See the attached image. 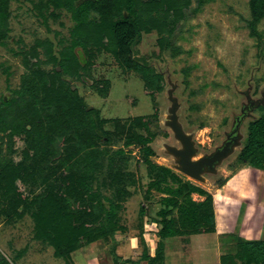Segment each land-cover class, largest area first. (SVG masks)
<instances>
[{
    "label": "rangeland",
    "instance_id": "rangeland-1",
    "mask_svg": "<svg viewBox=\"0 0 264 264\" xmlns=\"http://www.w3.org/2000/svg\"><path fill=\"white\" fill-rule=\"evenodd\" d=\"M249 1L205 0L199 5L197 0H190L186 2L185 16L176 25L170 24L169 30L143 31L134 51L136 59L149 68V74H156L152 78L141 71L127 69L113 52L95 49L92 44L91 56L84 48H76L80 62L76 73L67 74L60 68L64 84L74 87L85 106L96 111L91 117L107 120L102 128L95 129L94 150L98 151L99 166L90 172L95 175L94 188L98 187L101 194L115 204L119 224L129 231L126 236H136L138 240L131 256L139 257L146 245L141 230V208L147 209V222L151 225L153 220H159L158 211L163 205L159 190L153 188L150 193L148 191L159 172L151 168L139 144L126 143L136 117L158 111L154 128L159 132L151 144L155 153L149 158L152 163L171 167L184 180H191L213 192L222 180L233 178L237 173L245 177V181L249 179L248 184L253 190L256 185H261L259 189L262 191L264 189V172L253 170L252 175L250 166L239 161L248 136V125L262 114L263 103L249 111L241 126L243 138L240 145L218 166L216 173H205L206 181L180 173L173 167L175 158L167 150V145L182 146L166 124L173 103L169 98L170 90L180 102V121L185 131L193 135L199 155L213 152L224 142L249 96L264 100V19L258 24L261 35H252L248 25L252 18ZM10 12L8 37L0 45V106L3 96H7V101L17 96L16 90L21 88L23 77L29 71L24 62L25 52L36 48L44 60L42 70L53 75L59 66L56 62H47L50 56L47 45L42 42H50L52 54L61 58V50L70 45L75 26V20L67 9H60L56 11L58 16L44 20L30 0H12ZM157 74H161L163 79ZM77 130L74 124L68 132L81 148L80 152L73 154L72 162L85 171L88 170L86 155L91 148L84 151L88 140L82 135V127L79 132ZM136 130L143 132L141 128ZM107 132L109 136L105 134ZM60 133L61 130L48 142L52 150L48 160L57 158L56 165L60 163L58 157L63 148H66L60 140ZM16 140L12 141L0 129V164L13 157L19 159L25 143ZM121 149L123 151L119 152ZM241 175L238 183L242 182ZM169 182L173 184L171 180ZM42 188L34 181L28 183L27 191L33 192L30 200L39 196ZM194 198L200 199L196 195ZM14 199V191L0 184V250L15 264H67L64 258L55 255V249L49 242L36 238L32 214L36 207L31 206L20 215L22 208L15 209ZM109 200H105L107 206ZM73 202L75 206L76 200ZM236 208L234 206L225 217L233 229L239 216ZM143 227L145 231L144 221ZM160 227L159 224L156 228ZM262 227L264 233V224ZM155 231L148 229L147 232ZM117 233L125 232L119 230ZM150 236L153 235H149V242ZM207 237L213 239V235ZM113 240L104 237L94 245L83 244L73 253L76 264L114 263ZM207 259V264H219L212 255H206ZM192 262L199 264V261Z\"/></svg>",
    "mask_w": 264,
    "mask_h": 264
},
{
    "label": "trees",
    "instance_id": "trees-1",
    "mask_svg": "<svg viewBox=\"0 0 264 264\" xmlns=\"http://www.w3.org/2000/svg\"><path fill=\"white\" fill-rule=\"evenodd\" d=\"M12 0H0V45L5 42L9 32L10 3ZM35 4L44 20L49 16H58L56 11L67 9L75 20L72 40L69 46L61 50V58L52 54V44L47 45L49 60L56 62L62 72L74 74L80 65L76 48L87 50L91 56V44L95 49L113 52L119 62L127 69L141 71L146 77L148 67L136 59L134 46L141 40L142 32L159 29L169 30L170 24L176 25L185 16V7L190 0H30ZM202 5L205 0H197ZM187 2V3H186ZM252 18L249 20L251 34L260 36L258 24L264 19V0L249 1ZM174 27V26H172ZM160 42L164 44L161 39ZM169 43V41H168ZM25 65L28 72L24 75L17 96L10 101L2 97L0 106V129L11 139L21 140L25 146L19 159L11 158L0 164V184L14 191V207L22 208L19 214L35 206L32 214L35 220V236L46 240L55 249V255L64 258L67 264H76L73 253L83 244L98 242L104 237L114 238L119 230H125L119 224L116 206L104 197L95 187L90 170L99 166L97 150H94L95 129L102 128L106 119L91 117L96 111L89 109L72 86H66L60 78L58 67L53 75L42 70L44 63L36 48L25 52ZM163 79L161 74H157ZM161 87V82L160 85ZM264 110V106H262ZM54 110L53 113H48ZM57 115V116H55ZM158 111L152 115L138 116L130 127V136L126 143L140 145L149 165L157 169L159 175L151 182L149 193L156 188L162 193V208L158 211L161 227L159 241L154 256L144 250L142 259L147 264H164L165 243L169 237L193 233H212L216 231L214 198L210 192L191 180H184L181 174L171 167L152 163L149 158L155 153L152 143L158 136L154 128ZM77 131L82 127V135L88 140L84 145L87 152L88 170L72 162L73 154L80 152L75 138L69 135L73 125ZM141 128L142 133L136 129ZM66 145L60 156L48 160L52 153L50 142L55 134ZM98 134V133H97ZM107 136L109 132L105 133ZM166 134V133H165ZM16 140V141H17ZM121 149L119 152H122ZM241 164L264 172V111L250 121L248 136L239 154ZM46 164L43 166V163ZM174 184H170L169 181ZM43 188L39 196L30 200L33 192L27 191L30 182ZM227 178L219 183L222 186ZM193 193L205 196L203 201L193 198ZM76 200L74 206L73 200ZM105 200H109V206ZM148 215L141 208L140 217ZM115 251V248L113 249ZM221 264H264V239L241 240L235 252L222 256ZM0 264H15L0 250ZM135 264H140L136 262Z\"/></svg>",
    "mask_w": 264,
    "mask_h": 264
},
{
    "label": "crops",
    "instance_id": "crops-1",
    "mask_svg": "<svg viewBox=\"0 0 264 264\" xmlns=\"http://www.w3.org/2000/svg\"><path fill=\"white\" fill-rule=\"evenodd\" d=\"M250 169L251 174L254 175L253 170L255 169H252V167ZM239 175L241 174L237 173L233 178L227 177L226 183L219 186L215 192L206 189L214 198L216 231L212 233H193L169 237L164 241V264H193L192 261H195V263L199 261V264L206 262L207 264L208 259L207 261L205 260L206 255H209V257L212 255L214 260L218 259L219 264H221L222 256L230 252H235L239 241L264 239V233L262 231V225L264 224V189L262 191L259 189L261 185L259 187L256 185L253 190L251 184H248L249 179L245 181L246 178H243L242 175V182L240 181L238 183ZM195 195L200 197L197 201H203L205 199V196L198 193H193V198ZM232 204L239 211L234 229L228 225V222L226 223L227 218L225 219L228 211H231L234 207ZM144 218H146V220L143 219L145 231L143 230L142 236L146 240L144 250H147L151 256H154L159 241L158 231L160 228H156L159 223L153 220L150 225L147 222V215ZM220 225L223 227L220 228ZM148 229H156L157 232L150 233L147 232ZM124 232L119 235L118 233L115 234L116 238H113V245L117 247V250L115 249V253L113 254L114 263L109 264H135L136 262L147 264V260L142 259L144 250L137 258L131 256V253L136 249L135 245L138 240L136 236H126L129 234L128 230H124ZM149 235H153L150 236L151 242L148 241ZM207 235H213V239L210 240ZM95 243L92 244L94 245ZM115 246H112V249L116 248ZM118 253H121V255Z\"/></svg>",
    "mask_w": 264,
    "mask_h": 264
},
{
    "label": "water",
    "instance_id": "water-1",
    "mask_svg": "<svg viewBox=\"0 0 264 264\" xmlns=\"http://www.w3.org/2000/svg\"><path fill=\"white\" fill-rule=\"evenodd\" d=\"M58 70L60 71V67ZM169 98L173 103L169 108L170 115L166 124L172 129L175 137L182 144L181 147L167 145V150L174 156L176 161L173 167L180 173L200 181H206L205 173H216L218 166L240 145L243 138L241 126L244 119L249 115V111L262 103L264 104V100H256L249 96L248 103L243 105L242 114L236 117L233 128L227 132L224 142L220 146H217L213 152L199 155L193 135L185 131L180 121L178 114L180 102L173 95V90H170ZM5 100H8L7 96H5Z\"/></svg>",
    "mask_w": 264,
    "mask_h": 264
}]
</instances>
